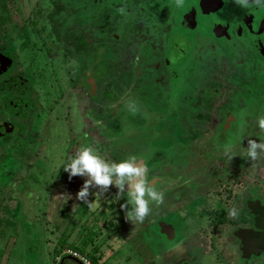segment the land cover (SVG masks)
Masks as SVG:
<instances>
[{"label": "flooded vegetation", "instance_id": "flooded-vegetation-1", "mask_svg": "<svg viewBox=\"0 0 264 264\" xmlns=\"http://www.w3.org/2000/svg\"><path fill=\"white\" fill-rule=\"evenodd\" d=\"M99 3L103 5L100 13L86 20L88 4L94 8ZM52 5L53 11L46 16L52 15L54 22L47 35H42V24L36 28L29 16L23 19L24 71L16 69L15 62L20 60L12 59L15 48L11 34L0 32V144L10 148L26 145L19 134L25 131V121L31 115H19L18 111L36 108L33 83L42 76L45 81L53 78L45 91L56 89L58 100L63 93V98L68 95L73 103L63 107L62 102L59 106L53 102L54 115L65 120L68 114V120L75 121L77 110L90 122L95 117L100 120L102 136L107 131L109 115L120 118L127 100L136 101L139 108L146 110L165 108L166 114L158 112L160 119L156 120V124L166 123L159 126L165 132L158 139L148 138L150 145L163 142L157 146L162 152L170 144L179 146L187 159V166L181 168L184 174L196 164L194 169L202 166L204 175H184L179 192L172 197L187 203V212L194 218L207 217L203 231L208 241L197 242L200 248L207 244L212 253L215 251L214 256L220 255L223 248L235 249L237 254L239 245L233 232L237 227L253 228V215L244 210L247 198L252 196L240 200V193L231 186L234 180L230 184L219 174L210 173V169H217L215 158L220 159L221 153L224 156L225 145L236 150L238 141L244 140L246 150L249 139L258 143L264 139V131L258 126V117L264 115V8L244 9L232 0H184L181 8L176 7L175 0H60ZM58 6L63 9L58 10ZM120 8H125L126 13L121 14ZM67 10L69 17H63L61 14ZM109 25L121 27L117 35H112L113 41H107L112 33L109 34ZM120 34L123 37L119 38ZM49 36L53 37L51 44L47 42ZM221 59H225L223 64L218 62ZM63 64L68 70L62 69ZM26 69L31 70V79ZM64 71L67 74L62 80ZM146 89L151 90V97H147ZM79 101L84 104L82 111L77 107ZM133 123L145 129L141 123ZM75 130V125L66 128L67 136H77ZM80 135L84 138L85 133ZM108 140L101 141L107 148ZM148 160L143 161L147 168L152 169L156 163L153 169L160 166L161 172L155 176L159 184L166 183L164 179L170 178L165 174L167 163H162L154 152ZM210 200L216 201L211 208ZM236 200L241 210L236 216L239 220L233 221L228 213ZM230 260L244 264L227 251L224 264H230ZM248 264H264V253L252 256Z\"/></svg>", "mask_w": 264, "mask_h": 264}, {"label": "rangeland", "instance_id": "rangeland-1", "mask_svg": "<svg viewBox=\"0 0 264 264\" xmlns=\"http://www.w3.org/2000/svg\"><path fill=\"white\" fill-rule=\"evenodd\" d=\"M7 2L8 8L0 11L7 16L1 25L0 32L8 31L11 34L15 48L12 59L14 62L19 59L20 61L15 62L16 66L18 64L16 69L24 71V41L21 36L24 34L23 19L29 16L30 20L35 21L32 25L36 24V28L37 25L42 24L44 27L42 35L45 33L47 35L54 19L46 15L53 11V5L51 0H7ZM101 7L103 8V5L101 6L100 3L94 8L88 4V11L84 13V18L96 17ZM69 12L70 10L64 11L61 15L69 17ZM29 27L31 28V24ZM120 28L109 25V34L112 33L107 41L115 39L112 35H117L116 30L119 31ZM121 37L123 35L120 34L119 38ZM32 38L38 41L35 36ZM49 38L47 42L53 43V37L49 36ZM99 40H102V37ZM224 60L221 59L218 62L223 64ZM66 65L60 66L63 70H68ZM29 66L30 63L27 67ZM30 71L27 70V75L31 79ZM66 74L67 72L64 71L60 75L62 80ZM52 79L47 78L45 81L42 76V80L33 83L35 88L32 89V95H34L32 98L36 108L25 107L27 115L31 116L28 121H25L28 123L25 131L19 134L20 140H24L26 144L24 148L15 145L10 148L7 147L8 145L0 144V199H2L0 202V264H55L65 248L75 250L89 261L97 257V264H224L227 251L234 260L240 258L235 249L227 248V246L226 250L225 248L220 250L218 256H214L215 251L212 253L207 244L200 248L197 242L208 241V235H205L207 233L203 231L207 217L194 218L189 214L190 212H187V203L184 204L183 200L176 201L173 198L179 192L178 185L180 186L186 178L184 175L189 177L192 174L198 175L195 177L204 175H201L202 166L194 169L196 164L188 167L189 173L184 174L181 168L187 166L185 165L187 159H184L185 150L179 146L175 148L170 144L164 149L165 152H162L163 150L157 146H161L163 142L154 141L150 145L152 138L158 139L165 132L159 129L162 123L166 125L165 122L159 121L156 124V120L160 119L157 115L166 114L165 108L154 111L140 107L138 114L133 115L124 104L121 109L125 112L120 115V118L109 115L111 121L109 120L107 131L102 136L103 130L98 124L100 120L95 117L90 122V119L76 110V120L69 119V122L68 114L65 120L54 115V106H51L53 102V105L57 104V106L62 102L64 107L69 105L71 100L68 95L63 98V93L58 100L56 89L44 90L45 85L50 84ZM150 91L147 90V97L150 96ZM82 102L79 101L77 106L81 111L84 110ZM71 104H73L72 101ZM69 108L73 110L72 106ZM65 115L66 110L63 113L64 117ZM116 118H119V122ZM132 118L133 121H131ZM134 121L141 123L142 126L145 125V129H140V126L133 123ZM155 124L158 128L154 127ZM74 125L77 136L75 134L73 137L67 136L66 128ZM80 132H84L86 137H81ZM106 139H109L108 148L101 142ZM214 142L216 144V137ZM89 144L109 161L119 162L134 155L147 163L151 153L154 152L158 154V158L162 159V163H167L165 174L170 178H165L166 183H163L164 180L160 176L163 180H161L162 185L155 177L158 176V172H161L160 166L153 169L156 163L154 167L151 166L152 169L148 168V178L163 191L164 202L158 206L153 205L151 214L143 224L136 226L125 219V212L121 209V205L126 202L127 196L126 194L117 196L118 189L115 186H111L107 192L100 194H96L100 191L98 188H91L88 199L94 202L92 207L76 198L86 178L81 176L70 178L64 166L82 145ZM237 145L239 148L231 150V154L235 155L232 159L229 158V154H224L222 157L221 153L220 159L217 153L213 154L217 157L215 161L218 162V166L216 170L210 169V173L219 174V178L226 179L230 184L231 180H234L231 186L235 193H240V200L250 195L252 200L259 197L258 199L264 201V154H261L257 161L252 162L243 148L244 140H239ZM208 159L212 161L213 157L210 156ZM215 203L216 201L210 200V208ZM239 205L241 203L236 200L234 206L238 208ZM243 222L240 221V223ZM163 223L174 228L173 238L161 232L160 226ZM203 236L206 237L205 240L202 239ZM84 241H87V244L83 247ZM223 241L224 239H221V243ZM209 246L211 247L210 244ZM81 248H85L88 251L87 254L80 253ZM96 248L98 249L95 250ZM204 249L205 254H203ZM208 249L210 252H207ZM76 261V258L71 257L68 258V263H65L81 264ZM229 262L234 264L231 260Z\"/></svg>", "mask_w": 264, "mask_h": 264}, {"label": "clouds", "instance_id": "clouds-1", "mask_svg": "<svg viewBox=\"0 0 264 264\" xmlns=\"http://www.w3.org/2000/svg\"><path fill=\"white\" fill-rule=\"evenodd\" d=\"M232 2L244 9L253 6L264 8V0H232ZM175 5L177 8L183 7L184 0H175ZM119 11L121 14L126 13L125 8H120ZM125 108L133 115L138 114L140 110L134 100L125 101ZM258 126L264 131V115L258 117ZM224 150L225 154H229L230 159L235 157L231 154V145H225ZM246 154L252 162L257 161L260 155L264 154V139L259 143L255 139H249ZM64 170L69 173L70 178L75 176L86 178L76 198L88 204L89 207L94 204L88 199L90 189L93 187L100 190L96 194L107 192L111 186L118 189L117 196L126 194L127 199L121 205V209L125 212V219L136 226L143 224L149 217L153 205L158 206L164 202L163 191L148 178L149 169L146 163L141 162L134 155L119 162L109 161L92 145H82L69 158ZM228 214L230 218H235L238 210L232 207Z\"/></svg>", "mask_w": 264, "mask_h": 264}, {"label": "water", "instance_id": "water-1", "mask_svg": "<svg viewBox=\"0 0 264 264\" xmlns=\"http://www.w3.org/2000/svg\"><path fill=\"white\" fill-rule=\"evenodd\" d=\"M246 206L253 215V228L237 227L233 232L239 245L238 255L244 264H248L252 256L264 253V204L259 199H250L247 200ZM160 227L162 233L173 238L175 232L172 226L163 223Z\"/></svg>", "mask_w": 264, "mask_h": 264}, {"label": "trees", "instance_id": "trees-1", "mask_svg": "<svg viewBox=\"0 0 264 264\" xmlns=\"http://www.w3.org/2000/svg\"><path fill=\"white\" fill-rule=\"evenodd\" d=\"M70 1V0H69ZM56 2L58 3V2H60V0H51V3L52 4H54V5H56ZM8 8V2H7V0H0V11H5L6 9ZM19 9V8H18ZM58 10H62L63 9V6H58V8H57ZM50 17H52V15L50 16ZM5 18H7V16L4 14V13H2L1 14V12H0V31H1V25L3 24V21L5 20ZM23 33H24V31H23ZM18 102L21 104V101L20 100H18ZM22 105V104H21ZM15 108V107H14ZM17 110H19V109H17ZM20 111V112H19ZM18 111V114L20 115H25L27 112L25 111V108H23L22 110H19ZM21 131V130H20ZM19 131V132H20ZM2 201V199H0V202ZM232 207H235L234 205L232 206ZM231 207V208H232ZM236 208V207H235ZM237 210H241V207H238V208H236ZM244 210H248L247 209V206L244 204ZM239 220V218L237 217H235V218H233V221H238ZM221 221H222V219H221ZM87 239H88V237L87 236H85ZM84 237V238H85ZM84 238H83V240H84ZM83 247L87 244V241H84L83 243ZM76 246V245H75ZM77 247V246H76ZM76 249H78V248H76ZM80 249V248H79ZM98 248H96L95 250H97ZM61 249H59V251H60ZM87 252L88 251H86V249L85 248H81V251H80V253H83V254H87ZM71 257H73L72 255H70V254H62L61 255V258H60V260L56 263V264H66V263H68L67 262V260H68V258H71ZM75 258V257H74ZM77 259V258H76ZM91 260H92V263L93 264H97L98 262H97V257H94V258H91ZM66 262V263H65ZM76 262H78V263H81V264H83L80 260H78L77 259V261Z\"/></svg>", "mask_w": 264, "mask_h": 264}, {"label": "built area", "instance_id": "built-area-1", "mask_svg": "<svg viewBox=\"0 0 264 264\" xmlns=\"http://www.w3.org/2000/svg\"><path fill=\"white\" fill-rule=\"evenodd\" d=\"M62 254H70L73 257L77 258L78 260H80L83 264H93L92 261H89L85 256L79 254L78 252H76L73 249L70 248H65L62 253L60 254V256L57 258V260L55 261V264L60 260L61 255Z\"/></svg>", "mask_w": 264, "mask_h": 264}]
</instances>
